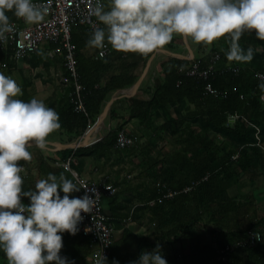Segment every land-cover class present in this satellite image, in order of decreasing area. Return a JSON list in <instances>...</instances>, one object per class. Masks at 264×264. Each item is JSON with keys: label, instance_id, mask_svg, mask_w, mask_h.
<instances>
[{"label": "crops", "instance_id": "1", "mask_svg": "<svg viewBox=\"0 0 264 264\" xmlns=\"http://www.w3.org/2000/svg\"><path fill=\"white\" fill-rule=\"evenodd\" d=\"M104 3L107 6V0H104ZM71 37L78 53L81 74L84 78L98 79L100 86H104L112 76H122L123 80L135 77L134 82L123 89L133 86L143 75L148 59L155 53L145 75L133 91L118 94L120 90L118 89L109 93L103 107L108 101H111V104L96 133L95 143L117 129H124L135 139L133 145L135 148L122 151L113 146L110 153L100 159L90 155L73 158L72 161L75 169H71L79 176L95 183L104 181L116 189L114 196L103 198V208L115 230L114 242L108 258L109 264H112L113 259H118L120 264H129V261L137 259L142 251L154 249L157 243L162 245L166 259L174 255L179 259L189 256L191 244L214 245L216 241H227L240 236L252 224L264 235V160L260 161L255 171L248 173L237 171L226 187V197L236 204H243L239 213L227 211L223 219L220 215L212 216L208 210H203V204L197 201L199 196H196L194 199L176 200L174 204L176 210L181 207L186 209V213L183 214L184 219L179 222L163 223L167 222L166 217L162 219L153 217L144 205L146 201L143 200L149 195L147 190L149 185L147 187L146 182H140V178L134 177L131 156L147 149V152L151 153L146 163L149 173V169L158 166V157L162 155L166 165L165 184L171 189H181L194 177L192 165H190L191 171L186 165L182 166L192 155L189 149L197 148V144L194 147H187V138L192 136L197 140L205 136L196 108L185 99L167 104L165 107L152 108L147 119L130 117L137 103H145L151 99L154 88L161 81L160 65L169 57H175L173 54L186 55L185 50L188 52L186 38L177 35L176 37L182 40L181 44H174L173 48L164 46L149 56L116 51L110 45L107 47V54L99 56L101 50L87 46L90 35L86 31L75 27L71 31ZM51 46L52 44L44 43L37 52L18 61L11 58L8 54L9 50L0 49V71L13 76L22 86L23 95L19 97L20 99L29 100L36 96L43 99L48 106L56 99L52 106L56 110L59 101L66 96L69 85L60 81L65 71L63 53ZM191 47L195 51L193 45ZM228 121L230 126L235 123L232 120ZM210 133L213 134L211 137L214 144H219V136L214 131L206 132V135ZM91 135L88 130L82 132L79 128L72 132L57 129L50 134L46 149L30 147L32 159L19 161L25 165L21 173L24 178L23 189L34 188L36 181L46 178L49 172L57 176L64 172L72 179L71 173L63 167L66 160L62 159L61 151L73 148L56 147V145H69L80 139L83 140L84 136L89 137L87 140H90ZM162 136L174 138L170 143L167 139L165 147H162L164 146L162 143L160 147H148L150 143L158 141L157 139L161 140ZM182 155L186 159H182ZM149 179L150 177L147 180ZM22 199L24 203H30L29 198L22 197ZM173 239H175L173 245L167 243V240ZM62 249L61 255L74 260V264H83L88 255L94 254L88 243L80 238L70 240L65 234Z\"/></svg>", "mask_w": 264, "mask_h": 264}, {"label": "clouds", "instance_id": "2", "mask_svg": "<svg viewBox=\"0 0 264 264\" xmlns=\"http://www.w3.org/2000/svg\"><path fill=\"white\" fill-rule=\"evenodd\" d=\"M14 12L26 23L43 20L47 8L35 0H0V45L14 32L7 14ZM94 22L87 46L104 50L149 56L169 44L177 35L196 44H209L218 38L229 42L228 61L249 62L254 49L240 44L245 31H254L264 40V0H95ZM264 89V81L258 85ZM22 86L0 71V250L8 264H74L61 255L65 232L75 235L93 211L97 190L80 187L61 172H49L35 187L23 189L21 160H31L30 147L46 149L50 134L61 127L60 114L43 99H20ZM63 193V195L61 194ZM27 197L30 203H24ZM90 225L84 231H91ZM256 238L260 239L258 233ZM96 264H109L103 254ZM112 264H120L113 259ZM129 264H169L162 245L144 250Z\"/></svg>", "mask_w": 264, "mask_h": 264}, {"label": "trees", "instance_id": "3", "mask_svg": "<svg viewBox=\"0 0 264 264\" xmlns=\"http://www.w3.org/2000/svg\"><path fill=\"white\" fill-rule=\"evenodd\" d=\"M7 14L10 17V22L20 21V18L16 17L14 12L9 11ZM80 28L91 35L85 28ZM181 43L180 38L174 37L166 46L173 48L174 44ZM240 44L245 49L249 46L254 49L251 62L257 65V69H239L236 75L231 72H221L220 68L224 67L227 64L226 61H228L225 53L229 47V42L225 38H218L213 42L214 46L212 48V50H216L217 45L221 46L220 51H217L221 55V61L217 64L218 71L205 80L187 76L186 68L197 59L169 57L166 62L160 65L161 81L154 88L151 99L145 103H137L134 108L135 111L130 114V117H138L141 120L145 117L147 119L152 108L165 107L167 104H174L176 101L185 99L196 108V114L199 116V122L204 131L212 129L226 137H234L237 140V144L234 146L235 149H231L223 155H217V149L211 150L209 148L211 143L209 140H205L204 136L197 138V140L192 136L187 138V147H194L197 144L196 150L189 149L192 155L186 161L187 163L182 164V166L186 165L189 171H191L190 165L193 166L194 177L186 185H183L185 187L191 186V190L177 195L173 200H165L161 203L149 205L147 202L155 199L161 192L157 186L147 189L149 195L146 197L144 205L153 217H161V219L166 217L167 222L163 223L179 222L184 219L183 214L186 213V209L181 207L176 210L174 208L176 200L194 199L196 196H199L197 201L202 202L203 210H208L212 216L220 215V218L223 219L227 211L239 213L243 208V204H236L228 199L226 197V187L237 171L245 173L255 171V169H258L260 161L264 160V149L261 150L255 144L257 143L255 127L258 130L259 143L261 141L264 143V102L260 99L262 89L258 86L259 83L254 77L256 72H264V67L259 61L262 55L256 52L257 48H261L264 52V40L257 38L254 31H245L241 36ZM51 48H55V45H52ZM10 53L11 51H8V54ZM76 60L78 83L82 86L80 96L83 100L85 112L81 113L74 110V106L68 97V93L72 90L71 87L68 88L66 96L59 101L56 109L60 114L61 127L59 129H65L69 132L76 128H79L82 132L85 131L100 114L109 93L130 86L135 80V77L123 80L122 76H112L104 86H100L98 79L84 78L81 74L77 51ZM64 75L68 76L65 71ZM207 83L226 92V96L214 98L212 95L204 93V86ZM110 113L112 116V108ZM230 116L237 117L233 126L226 124ZM117 130L93 145L61 151L62 159L66 160L69 157L78 159L90 155L100 159L107 156L115 146ZM233 156H236V158L233 159ZM181 158L186 159L183 155ZM70 166L75 169L73 163ZM196 182L198 183L193 185ZM251 229L261 232L263 236L261 242H264L263 232L256 229L254 224L245 229L241 235ZM64 234L70 240L78 239L71 238L67 232ZM238 237L222 242L216 241V244L222 245L224 242H232ZM80 239L85 241L86 244L88 243L86 239ZM261 242L254 247L231 253L225 263L215 260L216 250L213 245H201L199 243L190 245V254L186 256L187 258L180 257L178 259L174 255L167 260L169 264H200V260L202 261L201 264H264V248ZM62 252L63 249H61ZM0 264H8L3 250H0Z\"/></svg>", "mask_w": 264, "mask_h": 264}, {"label": "built area", "instance_id": "4", "mask_svg": "<svg viewBox=\"0 0 264 264\" xmlns=\"http://www.w3.org/2000/svg\"><path fill=\"white\" fill-rule=\"evenodd\" d=\"M35 2L47 8L43 20L36 23H26L23 18H20L19 22H11L13 23L15 31L9 34V39L0 45V49L11 51V58L14 61H18L37 52L44 43L55 45V50L63 53L64 70L68 75L63 74L60 81L68 84L72 88L68 93L70 102L76 112L83 113L85 112V108L80 96L82 86L78 83L76 47L71 40V31L73 28L80 26L92 33L94 22L99 25L97 18L92 13L95 0H35ZM107 52L108 48L106 47L99 52V56H104ZM220 61V53H212L205 60H195L189 65L186 68V75L205 80L218 71L217 64ZM220 69L221 72H231L234 75L239 72L238 66L230 64H226ZM254 77L260 83L264 81V72L258 71L254 74ZM204 93L210 94L214 98L226 96V92L212 87L210 83L204 86ZM260 99L264 102V89H262ZM236 118V116H230L229 120L234 121ZM255 129L256 145L260 146L257 136L258 130L256 127ZM134 143L135 139L124 129L117 130L115 148L119 150L126 149L132 147ZM235 158L236 156H233V159ZM72 161L73 158L69 157L63 164L64 169L71 173L72 179L81 188L79 192H74L72 195H83L90 188H95L98 193L93 211L90 213H82L85 219L79 225L80 230L75 235L69 234L71 238H84L88 241V246L94 253L91 264H96V260L102 252L109 258L114 242L115 230L110 224L109 216L103 208V198L114 196L116 189L104 181L102 183H95L79 176L71 169L70 164ZM157 187L160 189V195L148 201L147 204L154 205L165 200H173L177 195L187 193L192 188L191 186H187L181 189H171L165 183L157 184ZM88 225L91 226L92 230L85 232L84 228ZM255 233H258L261 238L257 239ZM262 239L261 232L251 229L245 231L243 235L232 242H224L222 245L214 243L213 246L216 250L215 260L225 263L231 253L254 247Z\"/></svg>", "mask_w": 264, "mask_h": 264}, {"label": "rangeland", "instance_id": "5", "mask_svg": "<svg viewBox=\"0 0 264 264\" xmlns=\"http://www.w3.org/2000/svg\"><path fill=\"white\" fill-rule=\"evenodd\" d=\"M186 40L188 41V46H189V50H191L192 54H193V58H196L197 60L199 59H206L208 56H210L212 53H215L217 51H220V48L221 46L217 45L215 47L216 50H212L213 48V42L212 43H209V44H196L194 42H192L190 39L186 38ZM193 45L195 51L192 49L191 45ZM256 52L261 54L262 57L259 59V61L262 63V67H264V52L261 48H257L256 49ZM185 53L187 55V51L185 50ZM184 53V54H185ZM197 55H195V54ZM44 61V59H43ZM227 64H230V65H235V66H238L239 69H257V65L255 63H252L251 61L249 62H235V61H226ZM45 63V61H44ZM56 102V99L51 101L49 106L52 107L54 106ZM229 120V119H228ZM96 120L94 121V123L90 126L87 127L86 130H88L90 127H92L94 124H95ZM227 125H230L229 121L226 122ZM209 131H214L215 134H217L220 138L219 140V144H214V141H212V133L206 135V132H209ZM92 133V132H90ZM205 133V140H207L209 137V141L211 143V146L209 147L211 150H214V149H217V155H223L224 153L228 152L229 150L231 149H235L234 146H236V138L234 137H226L225 135L219 133V132H216L215 130H206L204 131ZM204 135V134H203ZM98 137V136H97ZM174 137H163L161 138V140L157 139L158 141H154L153 143H150L148 147H160V143L164 144V146L162 147H165L166 144H165V141L167 139H169V143L172 141ZM158 142V143H157ZM256 144V143H255ZM147 145V144H146ZM256 146V145H255ZM261 146V147H260ZM260 146H258L261 150L264 149V143H262V141L260 142ZM146 147V146H145ZM135 147L132 146V147H129V148H126V150H130V149H134ZM124 151V150H122ZM151 153L147 152V149L144 150V151H139L138 153H135L133 156H131V158H133V165H132V172L134 173V177L139 179L140 178V182H146L147 183V187L149 185L148 188L150 187H153V186H156L157 184H162V183H165L164 182V175H165V171H166V165H165V161L163 159V156H159L158 157V166L156 168H151L149 169V173H147L148 171V168L146 167V163L149 159V155ZM148 177H150L149 180ZM146 187V188H147ZM143 202H145V200H143ZM140 203L142 204V201H140ZM143 207V206H142ZM175 239L173 240H167L170 245H173L172 243L174 242ZM217 240V239H215ZM261 245L262 247L264 248V245H263V242H261ZM92 258H93V255L90 254L88 255V258H85L83 264H91L92 262ZM8 262V260H7Z\"/></svg>", "mask_w": 264, "mask_h": 264}, {"label": "water", "instance_id": "6", "mask_svg": "<svg viewBox=\"0 0 264 264\" xmlns=\"http://www.w3.org/2000/svg\"><path fill=\"white\" fill-rule=\"evenodd\" d=\"M185 39V38H184ZM186 46H187V48H188V53H187V55H176V54H173L175 57H179V58H181V59H192V57H193V54H192V52H191V50H189V46H188V44L186 43ZM156 51H159V50H156ZM155 54V53H154ZM154 54H152L151 55V57L148 59V61H147V64H146V68H145V70H144V73H143V75L140 77V79L133 85V86H131V87H128V88H126V89H121V90H119L118 91V94L119 93H123V92H130V91H133L137 86H138V84H139V82L142 80V78H143V76L145 75V73H146V71H147V69H148V66H149V64H150V62H151V60H152V58L154 57ZM110 104H111V101H108L107 103H106V105L103 107V109L101 110V112H100V114H99V116H98V118H97V120H96V122H95V124L92 126V127H90L89 129H88V132H92L91 134V137H90V140H87V138H89V137H83L84 139L83 140H78V141H76V142H74V143H71V144H69V145H63V144H61V145H56V147H68V148H73V149H75V148H77V147H82V146H88V145H92V144H94L95 143V141H96V133H97V129H98V127H99V124H100V122L102 121V119L104 118V116L106 115V112L108 111V109H109V106H110ZM87 134V133H86ZM85 134V135H86ZM86 139V140H85Z\"/></svg>", "mask_w": 264, "mask_h": 264}]
</instances>
